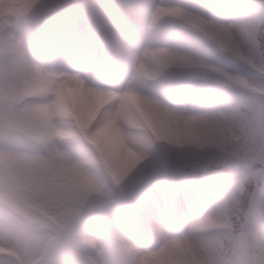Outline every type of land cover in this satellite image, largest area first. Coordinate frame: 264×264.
<instances>
[{
    "label": "clouds",
    "instance_id": "1",
    "mask_svg": "<svg viewBox=\"0 0 264 264\" xmlns=\"http://www.w3.org/2000/svg\"><path fill=\"white\" fill-rule=\"evenodd\" d=\"M0 264H264V0H0Z\"/></svg>",
    "mask_w": 264,
    "mask_h": 264
}]
</instances>
